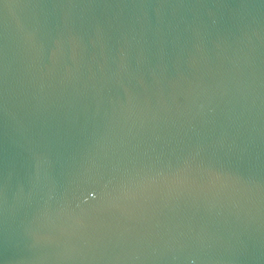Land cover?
<instances>
[{
	"label": "water",
	"instance_id": "1",
	"mask_svg": "<svg viewBox=\"0 0 264 264\" xmlns=\"http://www.w3.org/2000/svg\"><path fill=\"white\" fill-rule=\"evenodd\" d=\"M0 264H264V0H0Z\"/></svg>",
	"mask_w": 264,
	"mask_h": 264
}]
</instances>
